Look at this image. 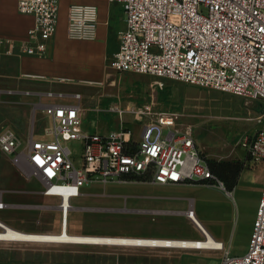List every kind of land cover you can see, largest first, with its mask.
<instances>
[{"label": "built area", "instance_id": "1", "mask_svg": "<svg viewBox=\"0 0 264 264\" xmlns=\"http://www.w3.org/2000/svg\"><path fill=\"white\" fill-rule=\"evenodd\" d=\"M108 2L121 5L125 20L118 50L110 62L114 71L174 80L264 102V0ZM17 10L34 19L30 40L21 43L0 37V57H47L59 23L60 0H18ZM98 25L97 6H69V37L94 39ZM46 95L70 97L77 103L42 105L40 109L50 119L51 128L39 137L33 128L23 137L11 128L1 130L0 152L10 158L22 176L39 181L44 196L59 198L61 232H65L71 200L90 183H200L225 189L201 157L192 126H180L177 112H152L149 106L123 110L113 105L110 111L118 114L114 129H83L81 94ZM126 113L133 116L132 120L124 118ZM260 124L240 145L247 162L264 166V115ZM70 142L80 147V153L68 146ZM192 215L189 209L187 216L193 219ZM196 229L203 245L199 241L190 246L184 241L180 246L157 248L220 252V264H264V182L245 255L231 256L230 245L226 247L217 240L210 244L208 235L198 226Z\"/></svg>", "mask_w": 264, "mask_h": 264}, {"label": "rangeland", "instance_id": "2", "mask_svg": "<svg viewBox=\"0 0 264 264\" xmlns=\"http://www.w3.org/2000/svg\"><path fill=\"white\" fill-rule=\"evenodd\" d=\"M109 6V56L105 77L101 84L75 86L70 90L82 96V128L99 131L114 129L118 114L110 111L113 105H119L123 110H139L149 106L152 112H177L180 126H192L197 149L205 161H244L246 152L240 142L261 127L264 102L174 80L114 71L110 62L118 47L115 37L120 36L121 5L113 3ZM30 87L21 79L17 63L0 57V131L11 128L23 137L33 128L35 136L39 137L51 128L50 119H45L42 110L35 107L31 98L24 94ZM48 101L42 99L43 103ZM61 101L77 103L72 99ZM124 118L132 120L133 116L126 113ZM134 122L140 125L139 120L135 119ZM68 146L77 154L80 153V147L75 143L70 142ZM263 182L264 166L249 161L231 192L200 183L180 186L139 182H109L105 186L98 182L90 183L82 187L86 196L72 200L69 222L71 228L76 229L74 233L80 234L201 240L196 226L186 216L191 209L206 232L215 240L223 241L226 247L230 245L231 256H243L251 237ZM22 188L40 192L42 185L34 178L22 176L10 158L0 152V221L16 230L17 218L18 222L27 226L41 220L51 221L59 228L58 203L47 205V197L36 194L38 200L34 199L29 204L42 203L48 207L17 208V202L20 201L17 189ZM21 200L29 202L24 195ZM56 231L59 233V229ZM38 245L0 242V264H56L47 261L50 257L40 252L27 248L17 250L18 246ZM81 253L90 257L87 263L82 264L221 263V253L215 251L112 245L98 246Z\"/></svg>", "mask_w": 264, "mask_h": 264}, {"label": "crops", "instance_id": "3", "mask_svg": "<svg viewBox=\"0 0 264 264\" xmlns=\"http://www.w3.org/2000/svg\"><path fill=\"white\" fill-rule=\"evenodd\" d=\"M17 2L18 0H0V37L9 38L21 43H26L30 40L29 32L34 25V19L30 15L21 14L17 10ZM73 4L95 5L98 7L99 25L97 28V35L94 39H74L68 36L67 14H68L69 6ZM109 5L111 4L108 2V0H60L59 23H58L57 31L51 42L49 55L44 58L26 56V55L4 57V58H9L11 61H15L17 63V70L21 79H23V81L27 82L31 86L27 90V93L25 92L24 94H26L31 98V101L35 107L39 109L42 105L61 102L62 99H69V100L72 99L75 101V99L70 97H66L62 99L57 97H49L46 95L48 92L55 94L63 93L66 95H72L74 93H78L75 90L70 91L73 90L75 86L91 87L92 85L102 83L105 77L106 63L109 56V38H108L109 31L107 32V28L109 27L108 19L110 17ZM119 11H120L119 19L121 22V29H120V35H121V33L125 29V20H124V13L122 11V8H120ZM115 39L116 41H118V46H119V38L115 37ZM117 50L118 47L116 51ZM43 98H46L49 101L43 103L42 102ZM152 185H157V184H152ZM170 186H180V185H170ZM36 194L37 195L40 194L44 196L41 193V191L31 192L25 188L17 189V197L19 198L18 200H20L19 203L17 202V208L19 206L20 209H25V210L40 209L43 207H48L46 206V204L49 206L54 205L56 203L59 204V198L51 197V196H44L47 197L45 201L46 204H42V203L36 205L29 204L34 199L38 200ZM22 195H24L26 201L29 202H22L21 200ZM83 196H86V194L82 192V194L79 197H83ZM53 198L57 199L58 201L53 200ZM58 204L56 207L58 208L57 210L60 212ZM72 209L73 206L71 203L70 211ZM70 211H69V215H70ZM69 215L67 218V226H66V231L68 233L71 230L73 232L71 233V235L95 236L94 234L74 233L76 229L71 228L69 222ZM18 221L19 220L17 218V230L23 233L45 232V233H30V234H59L62 230L61 213H60L59 228L58 226H56V224L52 223L51 221L44 222L41 220L40 221L36 220L35 222L31 223L29 226L25 224L23 225ZM33 224L36 226L40 225L41 227L40 228L35 227ZM57 229H59V233H56ZM46 232H51V233H46ZM135 238H139V237H135ZM157 239H166V238H157ZM36 244L39 245L36 247L18 246L17 250L18 249L24 250L27 248L35 252H40L45 256L47 255L48 258L50 257V259H46L47 261L56 262V264H69V263L82 264V263H87L88 258L90 257L82 254L81 252L101 246L97 244L91 245V244H73V243H53L55 244L53 246L42 245L47 243H36ZM102 246H107V245H102ZM23 262L26 261L23 260Z\"/></svg>", "mask_w": 264, "mask_h": 264}, {"label": "bare ground", "instance_id": "4", "mask_svg": "<svg viewBox=\"0 0 264 264\" xmlns=\"http://www.w3.org/2000/svg\"><path fill=\"white\" fill-rule=\"evenodd\" d=\"M187 216V213H186ZM193 216L189 218L196 226L208 235L209 243H216V240L205 231L201 223ZM67 222L65 224V232L59 234H30L23 233L14 228H11L0 222V242L12 243H73V244H97L107 246H133V247H164L168 244L172 246H180L182 242H187L188 245H196L200 240H183V239H157V238H135V237H111V236H89V235H71L66 231ZM201 242V241H200ZM205 242L199 243L203 245Z\"/></svg>", "mask_w": 264, "mask_h": 264}, {"label": "trees", "instance_id": "5", "mask_svg": "<svg viewBox=\"0 0 264 264\" xmlns=\"http://www.w3.org/2000/svg\"><path fill=\"white\" fill-rule=\"evenodd\" d=\"M248 156L244 161H206L212 174L224 184L225 190L231 192L237 185L242 171L246 167Z\"/></svg>", "mask_w": 264, "mask_h": 264}]
</instances>
